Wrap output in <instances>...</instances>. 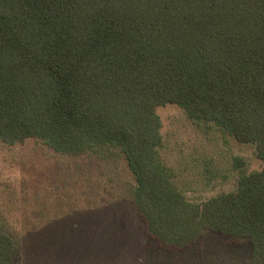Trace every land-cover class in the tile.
Instances as JSON below:
<instances>
[{
	"label": "trees",
	"instance_id": "trees-1",
	"mask_svg": "<svg viewBox=\"0 0 264 264\" xmlns=\"http://www.w3.org/2000/svg\"><path fill=\"white\" fill-rule=\"evenodd\" d=\"M166 103L253 144L262 168L187 199L160 154ZM27 137L73 155L118 148L157 241L179 249L213 232L264 264V0H0V139ZM19 255L0 224V264Z\"/></svg>",
	"mask_w": 264,
	"mask_h": 264
},
{
	"label": "rangeland",
	"instance_id": "rangeland-1",
	"mask_svg": "<svg viewBox=\"0 0 264 264\" xmlns=\"http://www.w3.org/2000/svg\"><path fill=\"white\" fill-rule=\"evenodd\" d=\"M156 112L161 157L190 201L234 190L241 168H262L253 144L197 128L175 103ZM133 188L118 148L73 155L37 137L0 139V224L17 240L14 264H251L246 241L213 232L179 249L161 244L146 231Z\"/></svg>",
	"mask_w": 264,
	"mask_h": 264
}]
</instances>
